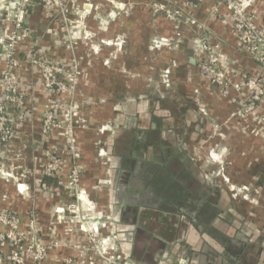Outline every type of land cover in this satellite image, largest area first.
Returning a JSON list of instances; mask_svg holds the SVG:
<instances>
[{"label":"crops","instance_id":"0c3cea01","mask_svg":"<svg viewBox=\"0 0 264 264\" xmlns=\"http://www.w3.org/2000/svg\"><path fill=\"white\" fill-rule=\"evenodd\" d=\"M14 1L0 0V36L13 30ZM185 1L66 0L64 11L26 3L28 35L15 45L14 71L24 116L0 162V210L16 214L22 230L33 225L46 246L41 262L25 254L23 264H264V97L245 112L240 84L257 75L264 82V61L237 42L218 0H200L178 21L153 7ZM239 1L264 35V0ZM202 37L239 89L225 93L200 74ZM4 52L0 45V76ZM38 56L79 72L76 156L68 161L62 150L66 160L47 179L52 147L64 140L41 130L55 97L31 63ZM65 103L60 97L58 108ZM79 193L81 219L65 208ZM8 249L0 247L1 264H14Z\"/></svg>","mask_w":264,"mask_h":264},{"label":"built area","instance_id":"2783aa9c","mask_svg":"<svg viewBox=\"0 0 264 264\" xmlns=\"http://www.w3.org/2000/svg\"><path fill=\"white\" fill-rule=\"evenodd\" d=\"M29 0H15L12 26L13 30L7 34L0 36V45L4 52L5 69L0 76V150H2L11 138L14 121L22 119L24 116L23 103L24 97L18 92L17 79L15 69L19 65V61L15 57V45L28 35V30L24 25L25 7ZM41 5L46 9L58 8L65 10L66 0H39ZM200 0H186L182 6H168L162 3L153 5L155 10L161 11L164 17L170 21H178L188 16L187 9L197 7ZM223 3L228 10L229 19L231 21L232 30L237 42L246 51L256 56L260 61H264V35L256 28L254 22L247 17L242 4L238 0H218ZM200 51L202 60L199 63L200 74L207 78L210 84L218 87L223 92H227L230 87L239 89V84L232 81L230 75L227 74L224 65V57L218 51L216 45H212L206 37H202L200 43ZM31 63L40 69L41 84L44 89L51 91L58 98L62 96L74 97L75 85L78 82L79 72L76 71V65L72 64L71 68H65L61 63L49 59L45 56H38L31 59ZM74 73V74H73ZM73 74V75H72ZM77 75V76H76ZM76 76V77H75ZM240 83L249 93L248 102L243 106L244 111L252 113L255 103H258L264 97V82L260 77L249 76L244 78ZM18 109L17 114L12 115L10 108ZM65 108V107H64ZM63 108V109H64ZM58 105L49 103L43 115V129L47 131L55 125L57 121ZM68 133V132H67ZM73 139V137H72ZM60 168L59 159L53 158L49 160L44 168L45 176H52ZM71 176L75 177L72 178ZM71 178L75 182H79L80 175L76 167H70L68 179ZM72 184V182H71ZM46 187V183H42ZM77 187V186H76ZM82 200L80 193L77 194L76 200L66 204L65 208L68 213L74 217L81 219ZM86 207V206H85ZM90 207H86V209ZM0 247L7 245L9 247L8 255L14 264H23L24 255H31L34 262H41L46 254V246L36 235L34 226H29L22 230L19 228V218L16 214L0 210ZM82 226L83 231L90 232V227ZM89 240L93 245V249L97 253L104 256L106 251L102 244L89 234ZM101 255V254H100ZM106 258V259H105ZM105 264H131L124 260L105 257ZM1 264V257H0Z\"/></svg>","mask_w":264,"mask_h":264},{"label":"rangeland","instance_id":"374dc122","mask_svg":"<svg viewBox=\"0 0 264 264\" xmlns=\"http://www.w3.org/2000/svg\"><path fill=\"white\" fill-rule=\"evenodd\" d=\"M239 3L242 4L241 1H239ZM242 6H243V4H242ZM246 15L248 18H250L252 20L251 15H249L247 13H246ZM76 71H78L77 67H76ZM76 85H75V88H76ZM53 96L55 98L52 97L48 101V103H50V104L54 103L55 105H58L60 97L58 98L56 95H53ZM65 98H66L65 105L62 108H58L59 109V111L57 113V119L58 120L55 121V125H53L51 128H48L47 131H44L43 119H42V123H41V130L43 133L49 134V133L55 132L59 137H61L62 140H64V141H61L59 143L58 147H55V145L52 147L54 154L52 155L51 159L57 158V159H59V163L61 162V159H64L62 156V150L64 151L65 148L69 151V153L67 154V157H66L67 160L68 161H71V160L74 161L73 157L76 156L74 130L79 126V124H81V122H80V119H81V115H80L81 110L80 109L81 108H80L79 104L77 103V100L75 99V97L73 98L70 96L69 97L65 96ZM72 137H73V139H72ZM7 151H8L7 146H5L2 150H0V162L4 159L5 156L8 157V155L6 154ZM8 158H10V157H8ZM64 160H66V159H64ZM71 166H72V164H71ZM73 167H76L78 169V167L74 164H73ZM69 169L70 168L68 167L67 168V171H68L67 177L69 175ZM78 171H79V169H78ZM79 175H80V173H79ZM71 177L75 178L73 176H71ZM72 178H71V181L69 180V185L71 187L76 188V186H78L79 182L73 181ZM71 182H72V184H71ZM216 183L219 184L218 181ZM232 193H233V195H231V199L233 201V200H236L237 196H234L235 195L234 192H232Z\"/></svg>","mask_w":264,"mask_h":264},{"label":"trees","instance_id":"16d2710c","mask_svg":"<svg viewBox=\"0 0 264 264\" xmlns=\"http://www.w3.org/2000/svg\"><path fill=\"white\" fill-rule=\"evenodd\" d=\"M49 178V176H45V179Z\"/></svg>","mask_w":264,"mask_h":264}]
</instances>
